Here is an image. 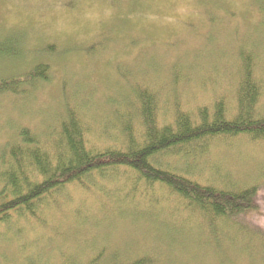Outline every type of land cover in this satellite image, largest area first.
Instances as JSON below:
<instances>
[{
    "label": "rangeland",
    "instance_id": "1",
    "mask_svg": "<svg viewBox=\"0 0 264 264\" xmlns=\"http://www.w3.org/2000/svg\"><path fill=\"white\" fill-rule=\"evenodd\" d=\"M3 42L0 77L41 64L48 80L18 97L0 96V156L23 130L55 144L67 113L94 153L125 151L128 134L138 146L139 94L155 98L160 126L178 112L197 118L219 102L232 118L243 58L264 116V0H0ZM167 155L161 167L204 187L257 186L260 207L237 223L264 234V142L227 138ZM53 196L35 218L0 227V264H93L100 254L102 263L264 264L261 235L213 224L126 169L94 174ZM169 230L178 242L167 251L156 238Z\"/></svg>",
    "mask_w": 264,
    "mask_h": 264
},
{
    "label": "trees",
    "instance_id": "2",
    "mask_svg": "<svg viewBox=\"0 0 264 264\" xmlns=\"http://www.w3.org/2000/svg\"><path fill=\"white\" fill-rule=\"evenodd\" d=\"M7 44H0V54L7 51ZM45 68L39 64L21 77H0V96L18 97L27 93L25 87L33 90L37 84L48 80ZM251 68L249 60L243 58L237 112L232 118L228 117L224 105L219 102L211 112L201 110L197 118L178 112L172 124L160 126L155 112V98L149 93L139 94L144 134L138 146L128 134L125 151L94 153L88 145L83 127L67 112V120L61 124L55 144L46 146L28 130H23L17 136V143L7 146L0 156V227L11 224L15 218H35L47 207L54 193L77 183L82 184L89 176L126 169L147 183L168 190L197 209L209 222L214 224L220 221L222 225L230 222L256 238L255 235H261L262 239H259L264 242V234L237 223L244 214L257 211L260 207V189L257 186L238 192L219 190L214 186L204 187L188 175L159 165L160 158L168 153L221 139L249 137L253 141L264 142V116L257 114L261 93ZM172 234L173 231L169 230L164 238H156L158 244L167 245V251L178 242ZM101 258L102 254L91 262L119 264L116 262L119 258L103 263ZM135 260L126 264H154L147 257ZM168 263L174 264L171 261Z\"/></svg>",
    "mask_w": 264,
    "mask_h": 264
}]
</instances>
